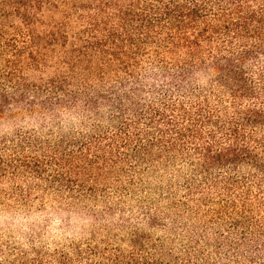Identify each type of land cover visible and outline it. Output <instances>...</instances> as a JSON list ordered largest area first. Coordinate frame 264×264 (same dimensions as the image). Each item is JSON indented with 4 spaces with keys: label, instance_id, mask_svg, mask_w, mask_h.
Returning <instances> with one entry per match:
<instances>
[{
    "label": "trees",
    "instance_id": "trees-1",
    "mask_svg": "<svg viewBox=\"0 0 264 264\" xmlns=\"http://www.w3.org/2000/svg\"><path fill=\"white\" fill-rule=\"evenodd\" d=\"M11 113L42 125L0 137V179L57 174L92 224L53 247L1 242L0 264H264V0H0ZM68 115L84 126L56 136ZM125 166L170 171L183 195L172 180L167 210L115 222L90 180Z\"/></svg>",
    "mask_w": 264,
    "mask_h": 264
},
{
    "label": "rangeland",
    "instance_id": "rangeland-1",
    "mask_svg": "<svg viewBox=\"0 0 264 264\" xmlns=\"http://www.w3.org/2000/svg\"><path fill=\"white\" fill-rule=\"evenodd\" d=\"M58 18L59 16L56 17ZM48 74L53 72L33 73L32 77L37 79L40 76L47 77ZM82 118L78 115L65 116L61 121L62 131L55 128V135L78 130L84 126ZM39 119L41 118L25 117L23 114L0 115V137L33 128L41 130L42 122ZM87 123L88 127H91V120ZM105 173L106 176L98 182L90 180L99 196L98 202L93 203L92 207L103 211L107 205H113L118 208V213L114 217L115 222L120 219L119 211H122L133 224L141 223L143 213L148 209L167 210L169 201L167 195H163L167 193L172 180L178 181L170 171L158 169L136 175L137 173L125 166V169L122 167L115 170L106 169ZM51 175L57 174L51 173L50 177L45 176L42 179L30 175L27 179H0V243L13 241L26 244L35 235L42 244L53 247L58 242L80 238L91 228V221L81 217L71 218L66 212L69 193L77 188L68 186L70 182H53L50 179ZM177 184L181 196L184 192L183 183L178 181ZM20 186L33 194V200L29 205L32 206L33 212L29 214L25 211L27 206L16 204L20 199L18 196L22 189ZM7 197L11 200H7Z\"/></svg>",
    "mask_w": 264,
    "mask_h": 264
}]
</instances>
